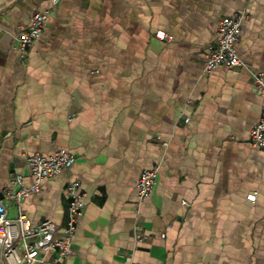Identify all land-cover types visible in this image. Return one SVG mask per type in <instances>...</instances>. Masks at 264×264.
Masks as SVG:
<instances>
[{"label": "crops", "instance_id": "obj_1", "mask_svg": "<svg viewBox=\"0 0 264 264\" xmlns=\"http://www.w3.org/2000/svg\"><path fill=\"white\" fill-rule=\"evenodd\" d=\"M36 11H47L46 29L22 53L14 38ZM235 12L249 66L206 71L217 23ZM256 70L264 0H0V201L12 216L53 219L63 236L67 185L80 180L69 264H264ZM60 148L76 155L71 167L20 206L6 196L14 176L34 181L27 153ZM155 166L138 206L139 176ZM136 230L150 237L138 242Z\"/></svg>", "mask_w": 264, "mask_h": 264}, {"label": "built area", "instance_id": "obj_2", "mask_svg": "<svg viewBox=\"0 0 264 264\" xmlns=\"http://www.w3.org/2000/svg\"><path fill=\"white\" fill-rule=\"evenodd\" d=\"M59 0H52L57 4ZM47 11H36L29 22L22 27L14 38V47L25 53L34 42L40 38L47 24ZM243 12H235L223 16L217 23L216 44L211 47L205 59V70L211 71L219 66H249L237 49V43L243 28ZM158 35L169 37L166 32L158 31ZM253 80L258 94L263 98L262 115L251 129V141L264 150V70L253 72ZM189 121V117L185 119ZM34 181L28 184L23 175L14 176L11 186L5 194L15 200L18 205L30 194L40 190L41 182L46 177L59 175L65 168L71 167L76 161V155L68 148H60L53 153L33 152L26 154ZM159 167L144 169L138 179V206L150 196L157 183ZM70 201L67 208V219L63 236L58 235V225L51 218H45L39 223L33 222L20 207L14 216L10 215L7 205L0 201V250L5 264H69L65 259L73 251V242L80 217L86 208L85 194L81 190L80 180H71L67 185ZM249 199L255 200L256 193L249 194ZM184 203L185 200L183 201ZM162 237L165 233L161 234ZM150 235L139 230L135 231L134 239L138 242L147 240ZM56 252L54 258L48 253Z\"/></svg>", "mask_w": 264, "mask_h": 264}]
</instances>
